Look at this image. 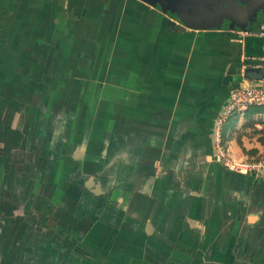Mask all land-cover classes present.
<instances>
[{
	"label": "crops",
	"instance_id": "crops-1",
	"mask_svg": "<svg viewBox=\"0 0 264 264\" xmlns=\"http://www.w3.org/2000/svg\"><path fill=\"white\" fill-rule=\"evenodd\" d=\"M2 1L0 53L40 57L30 81L51 88L34 86L31 133L8 160L0 140V264H264V174L217 164L212 125L259 75L264 0H193L190 23L143 0ZM246 115L233 158L236 135L263 151L264 112L236 126ZM30 157L41 170L7 214Z\"/></svg>",
	"mask_w": 264,
	"mask_h": 264
},
{
	"label": "rangeland",
	"instance_id": "rangeland-1",
	"mask_svg": "<svg viewBox=\"0 0 264 264\" xmlns=\"http://www.w3.org/2000/svg\"><path fill=\"white\" fill-rule=\"evenodd\" d=\"M27 2H28V0H26V2H24V0H23L22 3L20 2L21 6H19V8L23 11V13L30 12V11L34 12L36 8H34L33 3L28 5ZM4 3H5V1L3 2L2 0H0V21H1V24L4 21V18H5L4 16L7 15L8 13H10L12 15V11H14V9L6 7ZM37 7L40 9L41 6H37ZM17 11L19 12L18 9L15 10V12H17ZM6 21H8V20H6ZM4 48H5V52H4L5 54L0 53V59L1 58L6 59L5 64L0 63V127L5 125V127L7 129H9L10 125H14L16 127H27V129H28L26 131H24V130L20 131V130H16V129L14 130L10 127L11 131H8L7 129H5L4 131L1 132L0 140L3 143L2 150L4 151V149L6 148V156L9 157L10 150L14 146H21L23 144L25 134L30 135V133H31V130H29V129H30L31 125H33V124H32V119L30 117V113L35 111V109H34L35 106L33 104H31L32 103V95L36 93L33 90V89H35L34 86L35 87L39 86L42 89V91H45V86H48L49 88H51V85L48 84L49 82H47V79L43 80L42 82H38L36 84L34 83L35 85L32 84V82L30 81V80H32V77H35V74L37 73V69H38L37 64L40 62V57H38V59H35V58L31 59V56H29V60H27V63H33V64L31 66H28V65L25 66L24 64L26 62V59H25L24 54H22V57L16 56L14 54L13 48L10 47V45H7ZM1 55H3V57ZM18 57H19V59H18ZM7 58H9L11 60L9 61V60H7ZM19 78H21V80H19ZM42 79L43 78H41V80ZM20 81H22L21 85H19ZM22 84H25V86ZM32 86H33V88H32ZM15 93H18V95ZM254 107L255 106H249L247 108H243V109H240L239 111L232 113L225 120H223L222 125L218 131L216 130V125H215V121L217 119L218 113L213 118V124H212L214 126L213 131L216 133V137H218L220 139V142L222 139V142L224 144V147H222L223 151L225 153V156L228 157L229 159L235 160V158H233V156L230 155V152L232 150L229 149V147H228V139H227L228 134L230 135L232 130H233V133L234 132L236 133V132H239L241 130H244V128L246 126H250V127L254 126V122L257 120H253L251 118L252 117L251 115H246L244 122L241 123V125L236 126L242 111L245 110V112H247L248 110H251V109L253 110ZM31 108H32V110H31ZM222 128H224V129H222ZM223 130H225V132L222 135ZM29 131H30V133H29ZM258 138L260 139V141L262 143L264 142V136L260 135V136H258ZM235 139L237 142V146H235L236 147L235 149L240 154L241 160H249L252 158H263L264 157L263 156L264 155V147H263V151L258 155L255 151V148L245 147L241 144L239 135H236ZM213 155H214V160L217 164H219L221 167L231 169V168L227 167L226 165H224L222 160L219 158V155L217 153V148H216V140H215L214 154ZM20 159L21 158H19V160ZM30 159H31V161L26 163V165L28 166V169H27L28 171L26 173V176L25 175L22 176V177H24V179L21 180V182H20V183H22L21 188L18 189L19 186L17 184L12 185V183L9 182L10 183L9 187H10L11 193L9 195V201L8 202L12 205V208L14 210L20 208L19 204L21 203L20 201H17L18 200L17 194L22 193V191L24 193H27L26 187H27V189L30 187V184L32 182L31 179H33V173L36 174L35 170L37 171V173H39V171L41 170L40 162L35 160V158L32 159L30 157ZM23 160L24 159H22V161L20 160L21 164H23L22 163ZM8 168L9 169H7V170L9 173L13 172L14 168H13L12 164L8 163ZM231 170L239 172L235 169H231ZM246 174H249V173H246ZM34 180H37V177L34 178ZM7 181H9V180H7ZM5 184H6V180H5ZM13 186L16 190L12 189ZM16 186H18V187H16ZM28 212L32 213L33 211H29V210L24 209V210H21V212H19V215L20 214L21 215H23V214L27 215Z\"/></svg>",
	"mask_w": 264,
	"mask_h": 264
},
{
	"label": "built area",
	"instance_id": "built-area-1",
	"mask_svg": "<svg viewBox=\"0 0 264 264\" xmlns=\"http://www.w3.org/2000/svg\"><path fill=\"white\" fill-rule=\"evenodd\" d=\"M240 32L245 33L247 30H241ZM257 68L259 69L257 77L252 81H244L229 91L225 102L218 111L215 121L217 131L220 129L223 120L232 113L249 106L264 105V56L257 63ZM215 140L217 153L224 165L241 173L264 174V157L240 161L229 159L225 156L220 139L216 137Z\"/></svg>",
	"mask_w": 264,
	"mask_h": 264
},
{
	"label": "flooded vegetation",
	"instance_id": "flooded-vegetation-1",
	"mask_svg": "<svg viewBox=\"0 0 264 264\" xmlns=\"http://www.w3.org/2000/svg\"><path fill=\"white\" fill-rule=\"evenodd\" d=\"M143 1H146V2H148L149 4H151L153 6H158L163 12H165L167 14L168 13H170V14L174 13L183 22L190 23V21L187 20L186 17L184 16V15L187 14L186 11L184 13H182L184 15H179V13H181V10H180L181 6L185 10H190L193 0H186V1L185 0H143ZM182 1H184V2H182ZM3 205H1V207H3ZM3 210H5V211L11 210V214L14 211V209L12 208V205L9 202L5 203ZM15 219H16V221L18 223H20L19 231H18V234H17V238H20L21 235H22V232H23V230L25 228V225L22 223L20 217L16 216ZM22 226H24L23 229H21ZM71 245H74V243L71 244Z\"/></svg>",
	"mask_w": 264,
	"mask_h": 264
},
{
	"label": "trees",
	"instance_id": "trees-1",
	"mask_svg": "<svg viewBox=\"0 0 264 264\" xmlns=\"http://www.w3.org/2000/svg\"><path fill=\"white\" fill-rule=\"evenodd\" d=\"M69 3H70V5H76V7H77V11H79V9H80V6H81V4H80V0H69ZM255 108L257 109V110H262L263 112H264V105H255ZM225 128V127H224ZM224 128H222V129H224ZM7 129V128H6ZM5 129H1L0 128V134H1V132L2 131H4ZM8 131H11V129L9 128V129H7ZM224 132H225V130H223L222 131V135L224 134ZM221 144L223 145V147H224V144H223V142H222V139H221ZM11 151V150H10ZM4 154H5V157H6V159L8 160L9 159V157H7L6 156V148L4 149ZM3 208H4V205H3ZM7 212V214H11V210H8V211H6ZM24 228V226H22L21 227V229H23Z\"/></svg>",
	"mask_w": 264,
	"mask_h": 264
},
{
	"label": "bare ground",
	"instance_id": "bare-ground-1",
	"mask_svg": "<svg viewBox=\"0 0 264 264\" xmlns=\"http://www.w3.org/2000/svg\"><path fill=\"white\" fill-rule=\"evenodd\" d=\"M236 161H240L241 157H234Z\"/></svg>",
	"mask_w": 264,
	"mask_h": 264
},
{
	"label": "water",
	"instance_id": "water-1",
	"mask_svg": "<svg viewBox=\"0 0 264 264\" xmlns=\"http://www.w3.org/2000/svg\"><path fill=\"white\" fill-rule=\"evenodd\" d=\"M241 173V172H240ZM244 174H246V173H244ZM249 175H251V174H249ZM252 176H255V174H252Z\"/></svg>",
	"mask_w": 264,
	"mask_h": 264
}]
</instances>
